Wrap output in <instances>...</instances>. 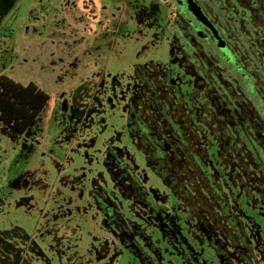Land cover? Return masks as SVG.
Returning <instances> with one entry per match:
<instances>
[{
  "label": "rangeland",
  "instance_id": "obj_1",
  "mask_svg": "<svg viewBox=\"0 0 264 264\" xmlns=\"http://www.w3.org/2000/svg\"><path fill=\"white\" fill-rule=\"evenodd\" d=\"M96 1L0 0V43L15 33L0 45V69L20 81H41L59 102L51 120L46 111L19 140L0 132V264H264L263 199L253 192L251 201L239 194L234 206L230 200L234 243L214 221L200 225L190 218L130 134L128 103L140 84V65L158 64L156 74L180 81L179 94L189 98L192 78L170 44L176 3ZM202 1L229 28L243 71L221 60L213 44L201 46L264 117V54L260 60L254 47L262 48V30L232 17V4ZM254 12L257 25L262 14ZM118 164L164 210L162 224L133 212V200L113 177L120 175ZM125 231L135 251L121 240Z\"/></svg>",
  "mask_w": 264,
  "mask_h": 264
},
{
  "label": "trees",
  "instance_id": "obj_2",
  "mask_svg": "<svg viewBox=\"0 0 264 264\" xmlns=\"http://www.w3.org/2000/svg\"><path fill=\"white\" fill-rule=\"evenodd\" d=\"M173 57L192 78L189 98L184 92L179 94L180 81L156 74L158 64L140 65V84L128 103L130 134L193 221L200 225L214 221L213 227H217L214 223L225 225L222 232H229L226 226L234 223L230 200L234 206L239 194L251 201L255 192L264 201V117L224 76L216 72L211 75L209 70L214 68L199 71L194 58L186 64V60ZM49 100L50 95L36 83L23 84L0 75V132L19 140ZM128 170L121 167L122 195L133 200L136 215L143 211L144 221L162 224L164 210L154 208ZM214 198L219 200L218 205ZM117 231L122 233L121 229ZM231 231L236 234L237 230ZM125 234L121 240L130 241L135 251L132 234Z\"/></svg>",
  "mask_w": 264,
  "mask_h": 264
},
{
  "label": "flooded vegetation",
  "instance_id": "obj_3",
  "mask_svg": "<svg viewBox=\"0 0 264 264\" xmlns=\"http://www.w3.org/2000/svg\"><path fill=\"white\" fill-rule=\"evenodd\" d=\"M170 1L171 0H168L167 2H170ZM191 1L195 5H197L195 7L200 8V10L203 13V16L205 17V19H207L208 23L200 20L194 14L193 10L191 9L189 0H173V2L176 3L177 11L173 16V30H172V38H171L170 44H171V51L173 55H175V58L181 61L186 60V64H189L187 63L188 60L194 58L195 61L197 62V65H196L197 68L199 67V71L201 70L205 71L207 67H210L211 69L214 68L213 70H215L216 73L221 74L222 76H225L224 68L222 67L221 64H218L220 63V61H216L218 59L213 56V53L206 52L204 50V47L201 46V43L213 44L216 47L215 52L220 54L221 60H223L229 65L234 66L236 70L242 72L243 64H240V62L237 59V55H236L237 53L235 50L236 48L234 47L235 45L233 44L231 39L228 37L229 28L227 27V25H223L220 21H217L216 18L214 17L215 15L213 16V14L210 13L209 9L207 8V6L202 0H191ZM221 1L223 2V4L226 2L225 3L226 5L224 4L225 6H227V4L234 5L235 10L231 8L228 9L230 12H232L231 14L232 17L238 18L241 23H243L242 19L244 18L245 24L247 27L248 26L252 27V29L255 27L257 29L260 28L262 30L261 35H259V39L263 41L261 45L262 48H259L258 46H254L255 49H260V51L258 52V55L260 56L259 59L261 60L262 54L260 55L259 53L264 54V45H263L264 43V0H221ZM259 9H260L259 13H261L262 15H260L261 20L258 21L259 24L256 25L253 16L255 15L254 11L259 10ZM240 13H242V15L244 13L246 14L241 16ZM246 26H242V33L251 42L253 35L251 32H249ZM255 33H259V32H255ZM205 57L209 58L210 62L207 63V60ZM215 61L218 63H216ZM261 62H262L261 67L264 71L263 59L261 60ZM220 69H222V71ZM243 75L245 76V74ZM245 77L249 78L247 77V75ZM227 80L229 82L231 81L229 79ZM253 87L254 85H251V89ZM123 166L128 167L126 165H120V167L116 166V171L118 170L120 172V175L118 177H116L115 175L113 176L115 179L116 178L119 179L120 183L122 181L121 180V167ZM214 225L219 226L220 228L225 227V225H218L215 223ZM228 227H230V230L227 233V236L233 237L234 239L233 241L235 243V238L237 237V235L233 234L232 236V234L230 233L233 227L231 223L226 226V228Z\"/></svg>",
  "mask_w": 264,
  "mask_h": 264
},
{
  "label": "crops",
  "instance_id": "obj_4",
  "mask_svg": "<svg viewBox=\"0 0 264 264\" xmlns=\"http://www.w3.org/2000/svg\"><path fill=\"white\" fill-rule=\"evenodd\" d=\"M84 2V1H83ZM97 4V1L96 0H93V2L91 3V5L92 6H94V5H96ZM81 4H82V2H81ZM94 4V5H93ZM87 5V4H86ZM55 7H57V5H55ZM25 32V31H24ZM10 34L9 35H7V36H3V37H5L6 39L5 40H2L1 41V43H0V45H5L6 46V42H7V40L8 39H13V37L15 36L14 34V32L12 33V32H9ZM26 33V32H25ZM6 34H8V33H6ZM12 34V35H11ZM31 33H26L25 35H26V37H27V35H30ZM24 35V34H23ZM1 48V47H0ZM8 49H7V51H12L13 50V48L14 47H12V46H8L7 47ZM2 52V49H0V53ZM17 53L16 52H14V53H12V56H14V55H16ZM13 68V67H12ZM4 71H7V69H0V75H7V73L6 72H4ZM7 76H9V77H11V78H13L14 80H16V81H18V82H21V83H23V84H28L29 82H34V83H36L39 87H41L42 88V86H43V84L44 83H42L41 81H36V80H29V81H25V80H18V79H15L14 77H12V75H7ZM43 89V88H42ZM49 95H50V100H49V102H48V104L46 105V107H45V109L43 110V112L41 113V115L40 116H42L46 111H47V113L45 114V116H44V118H46V120L48 119H50L51 120V114H52V112L53 111H55V109L58 107V99L56 98V95H54L52 92H50V91H47V90H45ZM40 116L37 118V120L40 118ZM36 120V121H37ZM35 121V122H36ZM48 125V124H47Z\"/></svg>",
  "mask_w": 264,
  "mask_h": 264
},
{
  "label": "water",
  "instance_id": "obj_5",
  "mask_svg": "<svg viewBox=\"0 0 264 264\" xmlns=\"http://www.w3.org/2000/svg\"><path fill=\"white\" fill-rule=\"evenodd\" d=\"M189 3H190V6H191V9L193 10L194 14L202 21L208 23L207 19H205V17L203 16V13L202 11L200 10V8H197L191 0H189Z\"/></svg>",
  "mask_w": 264,
  "mask_h": 264
}]
</instances>
